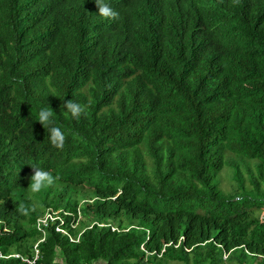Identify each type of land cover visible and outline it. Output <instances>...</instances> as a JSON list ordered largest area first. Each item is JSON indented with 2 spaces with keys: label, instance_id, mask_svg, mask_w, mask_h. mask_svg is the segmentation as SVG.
Here are the masks:
<instances>
[{
  "label": "trees",
  "instance_id": "trees-1",
  "mask_svg": "<svg viewBox=\"0 0 264 264\" xmlns=\"http://www.w3.org/2000/svg\"><path fill=\"white\" fill-rule=\"evenodd\" d=\"M104 2L116 18L0 0V264H29L9 255L37 242V264H264V0ZM31 165L57 179L31 193ZM49 207L90 219L78 242L38 229Z\"/></svg>",
  "mask_w": 264,
  "mask_h": 264
},
{
  "label": "clouds",
  "instance_id": "clouds-1",
  "mask_svg": "<svg viewBox=\"0 0 264 264\" xmlns=\"http://www.w3.org/2000/svg\"><path fill=\"white\" fill-rule=\"evenodd\" d=\"M96 6L98 8V13L105 18H116L118 13H116L104 0H95ZM64 107L69 113L75 118H79L81 114L85 113V108L72 101L71 99L64 101ZM53 113L47 108H41L39 110L37 119L39 123L47 130L49 135V140L51 144L57 148L63 146L65 135L62 130L54 125V120L52 119ZM32 173L29 177L30 183L28 189L31 193H39L45 187L51 186L57 179L52 175L51 172L46 171L42 168L31 165ZM16 211L20 215H28L29 209L23 204L16 208Z\"/></svg>",
  "mask_w": 264,
  "mask_h": 264
},
{
  "label": "built area",
  "instance_id": "built-area-1",
  "mask_svg": "<svg viewBox=\"0 0 264 264\" xmlns=\"http://www.w3.org/2000/svg\"><path fill=\"white\" fill-rule=\"evenodd\" d=\"M78 217L71 221L70 225L67 226V223L65 221V217L67 215L74 216L75 214L73 212L67 211L65 209H54L52 207H49L45 213L39 217L37 221V227L39 230H41L44 234H46L47 228L51 227L52 224L56 223L55 225V230L63 235L69 236L70 240L72 242H78L80 240V236L82 235L81 231L77 236H74L71 234L70 230L72 228H78L80 225V222L82 221V213L80 209H78ZM58 222V223H57ZM87 224H90L89 222ZM92 225V224H91ZM115 229V228H114ZM45 239V236L40 241H43ZM40 242H37L36 245L34 246L35 249V255L33 258H28L25 256H22L21 254H12L9 256H14L17 258H21L22 260L26 261L29 264H37V260L40 257V251L38 248ZM0 257H8L3 254V252L0 250Z\"/></svg>",
  "mask_w": 264,
  "mask_h": 264
},
{
  "label": "rangeland",
  "instance_id": "rangeland-1",
  "mask_svg": "<svg viewBox=\"0 0 264 264\" xmlns=\"http://www.w3.org/2000/svg\"><path fill=\"white\" fill-rule=\"evenodd\" d=\"M229 153V152H228ZM228 156H231L232 158H236L235 162L238 164H241L242 162L240 161V157H237L236 155H230L228 154ZM255 164L254 161H249V165L251 166V168L253 169V165ZM242 172H243V176L245 178V184L249 187H251V182H250V176H249V172L247 171V169L245 168L244 165H239ZM234 168V164L233 163H227L225 168L223 169V171L221 172V174L216 178V181L219 183L220 188L226 192V193H232L234 192L235 188H236V181L233 177V169ZM82 213V221L86 222V221H90V219L83 213ZM261 216L263 217V210L261 213ZM170 264H182L179 262H170Z\"/></svg>",
  "mask_w": 264,
  "mask_h": 264
},
{
  "label": "crops",
  "instance_id": "crops-1",
  "mask_svg": "<svg viewBox=\"0 0 264 264\" xmlns=\"http://www.w3.org/2000/svg\"><path fill=\"white\" fill-rule=\"evenodd\" d=\"M92 264H103V263L98 261V262H95V263H92Z\"/></svg>",
  "mask_w": 264,
  "mask_h": 264
}]
</instances>
